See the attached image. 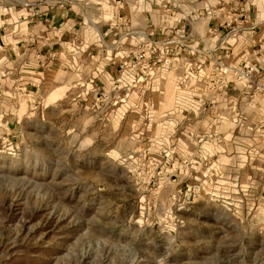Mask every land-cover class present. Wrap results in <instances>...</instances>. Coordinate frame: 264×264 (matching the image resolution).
I'll return each instance as SVG.
<instances>
[{"label": "rangeland", "instance_id": "374dc122", "mask_svg": "<svg viewBox=\"0 0 264 264\" xmlns=\"http://www.w3.org/2000/svg\"><path fill=\"white\" fill-rule=\"evenodd\" d=\"M138 5L167 42L107 36L36 87L0 79V264H264V131L243 125L264 106V0H0V30L45 6L125 29Z\"/></svg>", "mask_w": 264, "mask_h": 264}, {"label": "crops", "instance_id": "0c3cea01", "mask_svg": "<svg viewBox=\"0 0 264 264\" xmlns=\"http://www.w3.org/2000/svg\"><path fill=\"white\" fill-rule=\"evenodd\" d=\"M143 1L146 2L147 0ZM19 3L18 6L24 8V3ZM205 12L206 14L204 11H193V18L201 19V16L204 17L209 14V12ZM73 14V7L69 9H57L45 6L43 9L33 10L29 14V20L26 22V33H6L0 30V50L2 59L4 60L0 65L4 71L0 79L7 83L8 79L16 76L18 80H23L24 83H21V85L24 84L26 88L36 87L41 82L43 75L64 68L68 69L70 65H74V62L76 64H84L96 51H100L101 55L98 56H101L103 59L106 56L104 50L108 47L104 41V38L107 36H109L107 41L110 40L112 42L110 44L114 52L120 51L122 48L121 44L128 42L130 37L136 33L143 36L145 38L144 41H150L151 43H153L154 38L158 39V43L167 42V39L170 37V35H166L168 31H156L153 24H148L153 17L152 11L147 10V8L141 9L139 5L138 7L129 9L127 15L130 20H143V22H147H144L140 26H133L131 22L129 28L125 29L114 26L106 29L103 26L100 27L91 23L92 26H90L91 29L89 30V27L87 28L83 23L77 21L76 16L78 12L75 13L76 16L74 18ZM82 15L83 11L81 10L79 16L82 17ZM97 27L101 30L103 38L102 36H95L96 34H90L92 30L98 32ZM176 32H179V30ZM197 41L199 42L194 37V42ZM168 43L178 45L171 41H168ZM18 65L21 66V69L16 73V69L19 68ZM114 66H116V62ZM242 94L236 95V98ZM246 96L248 97H244L250 102L255 99L254 96ZM261 96H264V94ZM227 97L233 98L234 96L225 94V99ZM249 106L253 110V113L256 114V119L252 122L248 121V123L247 119H245L246 122L244 121L243 125L246 126L247 124L249 131L257 132L259 129L264 131V106L261 107L257 104L251 107V103ZM231 109L233 110V108Z\"/></svg>", "mask_w": 264, "mask_h": 264}, {"label": "built area", "instance_id": "2783aa9c", "mask_svg": "<svg viewBox=\"0 0 264 264\" xmlns=\"http://www.w3.org/2000/svg\"><path fill=\"white\" fill-rule=\"evenodd\" d=\"M120 3H121L120 1L117 2V4H120ZM120 9H121V6L120 7L118 6V11ZM146 47H147V45H142L141 47H138L137 50H139V51L136 50L137 52H135L133 54L135 59H136V55H138V57L140 59L143 57V59L141 61H139V63H138V64H140L141 70H145L148 67V61L146 59H144V54H143L147 50V49H144ZM238 73L240 74L241 77L244 76V77L249 78L251 75L254 74V68L252 66H250V65H244ZM259 88H260V90L264 91V87H259Z\"/></svg>", "mask_w": 264, "mask_h": 264}]
</instances>
